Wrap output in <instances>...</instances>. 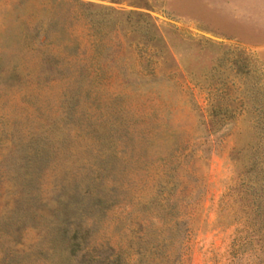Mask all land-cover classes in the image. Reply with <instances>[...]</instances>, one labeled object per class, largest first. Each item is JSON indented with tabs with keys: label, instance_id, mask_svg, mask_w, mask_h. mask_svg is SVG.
<instances>
[{
	"label": "rangeland",
	"instance_id": "rangeland-1",
	"mask_svg": "<svg viewBox=\"0 0 264 264\" xmlns=\"http://www.w3.org/2000/svg\"><path fill=\"white\" fill-rule=\"evenodd\" d=\"M88 244L264 264V0H0V264Z\"/></svg>",
	"mask_w": 264,
	"mask_h": 264
},
{
	"label": "trees",
	"instance_id": "trees-1",
	"mask_svg": "<svg viewBox=\"0 0 264 264\" xmlns=\"http://www.w3.org/2000/svg\"><path fill=\"white\" fill-rule=\"evenodd\" d=\"M140 202H142V200H140ZM62 221V220H61ZM64 223V222H63ZM65 226H63V228L58 229L59 234L61 238H66L68 235V231H69V227L66 224V220H65ZM81 230V225H79L74 233V236L71 238V240L67 243V247L70 249V251L72 253H77L78 252V248L81 247V244L79 242V237L78 234ZM89 246H87V250L86 252L89 253L91 256L89 258V262H91L90 264H100L99 260L97 258V256H94L92 251H91V244H88ZM114 248V247H113ZM114 252L107 255L105 258H103L102 260V264H133V258L131 256H125V250L123 248V246H119L118 248H114L113 250ZM167 258V257H166ZM82 264H86V262H82ZM89 264V263H88Z\"/></svg>",
	"mask_w": 264,
	"mask_h": 264
}]
</instances>
